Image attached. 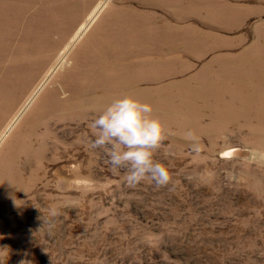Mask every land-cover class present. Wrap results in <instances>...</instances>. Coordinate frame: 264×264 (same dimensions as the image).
<instances>
[{
	"label": "rangeland",
	"instance_id": "obj_1",
	"mask_svg": "<svg viewBox=\"0 0 264 264\" xmlns=\"http://www.w3.org/2000/svg\"><path fill=\"white\" fill-rule=\"evenodd\" d=\"M125 96L163 125L166 186L92 147ZM21 261L264 264V0H0V264Z\"/></svg>",
	"mask_w": 264,
	"mask_h": 264
},
{
	"label": "clouds",
	"instance_id": "obj_2",
	"mask_svg": "<svg viewBox=\"0 0 264 264\" xmlns=\"http://www.w3.org/2000/svg\"><path fill=\"white\" fill-rule=\"evenodd\" d=\"M145 113H152L151 105L131 96L116 99L91 122L90 127L96 137L92 147L112 145L107 153L110 163L114 167L127 168L124 180L128 186L140 184L146 173H151V180L157 186H166L172 179L169 169L153 157L167 137L161 121L146 118ZM188 136L191 138L192 134ZM193 148L197 153L202 150L197 146ZM165 154L174 155L167 149Z\"/></svg>",
	"mask_w": 264,
	"mask_h": 264
}]
</instances>
